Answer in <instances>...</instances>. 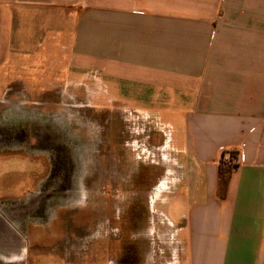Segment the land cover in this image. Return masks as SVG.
I'll list each match as a JSON object with an SVG mask.
<instances>
[{
  "label": "crops",
  "instance_id": "0c3cea01",
  "mask_svg": "<svg viewBox=\"0 0 264 264\" xmlns=\"http://www.w3.org/2000/svg\"><path fill=\"white\" fill-rule=\"evenodd\" d=\"M13 48L69 52L122 113L182 117L179 146L165 141L192 164L176 187L188 209H150L173 232L162 264H264V0H0V52ZM227 150L237 168L221 196Z\"/></svg>",
  "mask_w": 264,
  "mask_h": 264
},
{
  "label": "rangeland",
  "instance_id": "374dc122",
  "mask_svg": "<svg viewBox=\"0 0 264 264\" xmlns=\"http://www.w3.org/2000/svg\"><path fill=\"white\" fill-rule=\"evenodd\" d=\"M15 49L0 52V264H110L128 241L162 264L173 232L150 209H188L192 164L165 141L182 117L122 113L69 52Z\"/></svg>",
  "mask_w": 264,
  "mask_h": 264
},
{
  "label": "trees",
  "instance_id": "16d2710c",
  "mask_svg": "<svg viewBox=\"0 0 264 264\" xmlns=\"http://www.w3.org/2000/svg\"><path fill=\"white\" fill-rule=\"evenodd\" d=\"M230 160L231 162L224 161L223 154H221L218 162V187L221 196H223L226 191V187L233 170L237 168L235 153L230 154ZM232 161H235V163H232Z\"/></svg>",
  "mask_w": 264,
  "mask_h": 264
},
{
  "label": "flooded vegetation",
  "instance_id": "af4514ba",
  "mask_svg": "<svg viewBox=\"0 0 264 264\" xmlns=\"http://www.w3.org/2000/svg\"><path fill=\"white\" fill-rule=\"evenodd\" d=\"M66 192H68V191H65V193ZM51 197H53V195H51ZM52 200V199H51ZM90 202V201H89ZM1 218V220L3 221L4 219H3V217H0ZM18 236H20V238H21V234H16L15 235V237H18ZM131 245H133V243L132 242H130V241H128L127 242V247H126V249H124V247H123V251L121 252V253H118L119 254V257L117 256L116 258H115V264H131V260L133 259V255L134 254H132V252L131 251H133L134 249H133V246H131ZM121 254V255H120ZM121 257V258H120Z\"/></svg>",
  "mask_w": 264,
  "mask_h": 264
},
{
  "label": "built area",
  "instance_id": "2783aa9c",
  "mask_svg": "<svg viewBox=\"0 0 264 264\" xmlns=\"http://www.w3.org/2000/svg\"><path fill=\"white\" fill-rule=\"evenodd\" d=\"M231 153H233V152L230 151V150L229 151L228 150L227 151H224L222 153L223 154V160L226 161V162H231V160H230V154ZM232 163H235V161L234 162L232 161Z\"/></svg>",
  "mask_w": 264,
  "mask_h": 264
}]
</instances>
